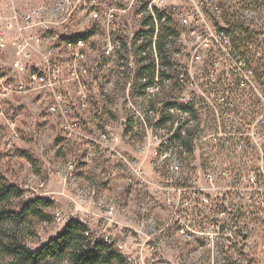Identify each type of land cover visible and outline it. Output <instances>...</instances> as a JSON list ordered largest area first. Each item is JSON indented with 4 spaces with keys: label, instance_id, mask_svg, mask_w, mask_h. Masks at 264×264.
Listing matches in <instances>:
<instances>
[{
    "label": "rangeland",
    "instance_id": "rangeland-1",
    "mask_svg": "<svg viewBox=\"0 0 264 264\" xmlns=\"http://www.w3.org/2000/svg\"><path fill=\"white\" fill-rule=\"evenodd\" d=\"M1 1V13L7 14L13 0ZM28 2H21L23 10L28 9ZM247 10L255 15L246 19L240 12ZM212 23L219 30L225 29L234 53L246 62L244 68L252 74H241L210 34L201 33L200 59L195 65L200 78L196 87L185 90L195 107L196 120L204 125L195 132L199 138L204 134L208 137L206 126H211V130H216L213 134L221 128L222 141L230 139L229 148L221 142L199 139L194 152L181 157L183 171L199 174L200 185L207 184L205 172L210 171L219 187L209 192L211 204L202 211V222L195 227L204 235L192 240L191 235L180 231L178 219L182 214L176 210V203L180 196L187 195L178 193L167 162L157 167L154 151L144 155L148 135L140 122L130 127L128 98H133L137 106L144 103V99H137L138 87L128 89L124 81L112 83L106 71L92 90L90 107L76 110L73 117L85 134L97 137L110 128L121 137L118 147L126 155L137 161L146 157L145 171L150 183L133 187L128 181L130 173L109 151L83 139H68L58 118L49 114L35 97H12L0 107L5 112L0 117V174L24 190L23 199L44 197L54 202L48 211L50 223L34 221L32 227L23 228L27 246L38 249L69 220L76 219L85 222L91 234L114 242L116 248L117 243H122L123 249L117 250L127 257L128 264H264V0L225 4ZM178 28L174 27L177 32ZM185 49L186 63L185 59L193 54V39L188 34ZM133 52L130 56L137 60V74L145 63ZM136 78L135 75L133 85H137ZM171 99L162 96L163 106L175 102ZM226 109L231 110L230 116L222 113ZM13 121L17 122L15 130L9 126ZM237 142H242L243 147L237 148ZM88 154L93 155L90 162L86 160ZM110 168L117 170L113 179L106 176ZM226 170L231 172L228 178ZM159 172L162 177L157 176ZM244 175L254 176L255 180L244 184L240 179ZM99 200L104 203L99 205ZM17 203L13 201L12 205ZM111 205H115L114 211L110 210ZM212 232L229 236V240L218 241V254L205 242L209 238L206 233ZM149 236L157 245V252L154 256H141L138 244ZM5 261L0 256V264Z\"/></svg>",
    "mask_w": 264,
    "mask_h": 264
},
{
    "label": "built area",
    "instance_id": "built-area-1",
    "mask_svg": "<svg viewBox=\"0 0 264 264\" xmlns=\"http://www.w3.org/2000/svg\"><path fill=\"white\" fill-rule=\"evenodd\" d=\"M232 1L235 0H32L26 10L12 1L7 14L0 10V107L15 96L35 97L49 114L58 118L68 139H83L109 151L116 162L130 173L129 183L133 187H144L150 183L145 171L146 157L137 161L126 155L118 147L121 137L110 128L97 137L85 134L73 117L76 110L90 107L92 90L99 76H105L106 71L112 83L124 81L128 89L138 87L140 94L137 99H144V103L137 106L133 98H128L126 111L130 127L140 122L141 128H145L148 135L143 152L145 156L154 151L158 156L157 167L167 162L168 172L177 182L175 188H179L178 193L187 195L180 196L176 203V210L182 214L178 219L180 231H189L192 240L200 239L204 233L197 232L195 227L202 222V211L211 204L209 192L219 187L215 174L210 171L205 172L207 184L200 185L199 174L183 171L181 157L187 152L193 153L199 139H209L215 144L221 142L225 148H229L230 139L222 141L221 128L213 134L216 130H211V126H206L208 137L205 134L200 138L197 136L196 129L204 125L191 119V112L196 110L185 90L186 87H196L200 78L195 73V65L200 59L198 51L202 46V32L210 34L241 74H252L234 53L225 29L219 30L212 23V18L218 17V10ZM81 3H88L90 18L80 17ZM240 13L246 19L255 15L251 10ZM98 18H106V25H98ZM88 23H95L94 37L76 44L58 42L59 34L86 29ZM172 27H179V42H172ZM186 34L193 39V54H188L185 63ZM160 41L163 43L162 52ZM131 50L134 51L132 54L137 52L145 65L154 66L150 85H146L148 73L143 74L141 85L131 82L133 66L137 63L130 56ZM33 68H40V75H33ZM160 96L172 97L171 101H175V105H171V113H163ZM181 103H190V110H181ZM222 113L230 116L231 110L226 109ZM4 114L0 109V117ZM16 124V121L9 122L12 130ZM218 126L221 127L219 123ZM186 141L190 143V149L185 146ZM236 147L242 148L243 143L237 142ZM86 160L92 161L93 155L88 154ZM69 168L72 170L73 164ZM230 174L229 170L225 171L227 178ZM116 175L115 168L106 173L107 179ZM157 176L162 177L163 174L159 172ZM240 179L244 184L255 180L249 175ZM191 182L195 184L190 185ZM103 203V200L98 202L99 205ZM167 203L171 204L170 198ZM109 208L114 211L115 205ZM206 236L209 237L206 245L217 254L218 241L229 240L228 234L217 232L206 233ZM146 238L145 242L138 244L139 255L154 256L157 245L153 243L152 236ZM116 245L120 250L124 247L122 243Z\"/></svg>",
    "mask_w": 264,
    "mask_h": 264
},
{
    "label": "trees",
    "instance_id": "trees-1",
    "mask_svg": "<svg viewBox=\"0 0 264 264\" xmlns=\"http://www.w3.org/2000/svg\"><path fill=\"white\" fill-rule=\"evenodd\" d=\"M177 35V30L172 27V42ZM79 38L85 40L88 35ZM159 49L163 51L161 41ZM145 73L149 74L146 85H150L154 66L144 64L137 75V85H141ZM165 105L171 108L175 103ZM181 110H190V106L182 104ZM185 146L190 149L188 141ZM23 196L24 190L19 185L0 174V256L6 259L3 264H128L127 257L117 250L114 242L91 234L88 225L76 219L69 220L47 243L36 250L31 249L25 244L23 228L32 227L34 221L50 223L48 211L54 202L44 197L23 199ZM16 200L18 203L13 206Z\"/></svg>",
    "mask_w": 264,
    "mask_h": 264
},
{
    "label": "bare ground",
    "instance_id": "bare-ground-1",
    "mask_svg": "<svg viewBox=\"0 0 264 264\" xmlns=\"http://www.w3.org/2000/svg\"><path fill=\"white\" fill-rule=\"evenodd\" d=\"M221 12L222 10H218V14H220ZM80 17L90 18V8L88 6V3L80 4ZM98 25H106V18H98ZM94 34H95V23H88V27L86 29H78V30H75L69 33L59 34L58 42L76 44V43H80L81 41H83L82 38H79L80 36L88 35L87 39H90L94 37ZM179 37H180V31L178 32V35L174 38L175 40L174 42H179ZM75 39L76 41H74ZM137 74H136V64H135V66H133V71L131 73V82L135 78V75L137 77ZM33 75H40V68H33ZM184 105H189V104L187 103ZM163 113H171V108H167L166 106L165 107L163 106ZM195 115H196V112H191V119H196ZM181 232L184 233L185 235L189 234V231H181Z\"/></svg>",
    "mask_w": 264,
    "mask_h": 264
},
{
    "label": "crops",
    "instance_id": "crops-1",
    "mask_svg": "<svg viewBox=\"0 0 264 264\" xmlns=\"http://www.w3.org/2000/svg\"><path fill=\"white\" fill-rule=\"evenodd\" d=\"M8 1H9V3L11 2V0H8ZM23 1H27V0H13L14 4H15L17 7H20V8H22V9H23V7H22V4H23V3H21V2H23ZM31 3H32V0H29L27 7H29V6L31 5Z\"/></svg>",
    "mask_w": 264,
    "mask_h": 264
}]
</instances>
